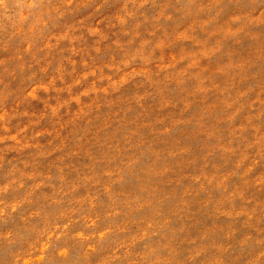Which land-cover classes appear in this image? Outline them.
<instances>
[{
  "label": "clouds",
  "instance_id": "9594fccd",
  "mask_svg": "<svg viewBox=\"0 0 264 264\" xmlns=\"http://www.w3.org/2000/svg\"><path fill=\"white\" fill-rule=\"evenodd\" d=\"M0 264H264V0H0Z\"/></svg>",
  "mask_w": 264,
  "mask_h": 264
}]
</instances>
